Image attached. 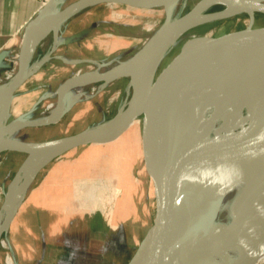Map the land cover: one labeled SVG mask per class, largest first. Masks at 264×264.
Masks as SVG:
<instances>
[{"label": "water", "instance_id": "obj_1", "mask_svg": "<svg viewBox=\"0 0 264 264\" xmlns=\"http://www.w3.org/2000/svg\"><path fill=\"white\" fill-rule=\"evenodd\" d=\"M153 1L156 3L151 4L148 0H76L61 9L57 8L59 0H49L45 4L25 27L13 82L0 93V98L6 99L7 115L5 124L0 126V156L7 152L21 153L26 158L30 155H52L48 165L72 150L113 143L124 136L136 121L143 119V126L136 127L133 137V162L135 167L139 162L137 176L138 173L139 176L145 174L156 180L166 203L164 214L158 221L159 235L152 264H190L193 256L190 244L197 234L193 231L194 228L206 224L205 221L215 214L220 198L235 183L247 162L264 150V118L239 130L233 137L213 145L203 133L219 114L208 117L201 111L185 118L182 116L183 106L187 103L189 91L195 85L219 72H235L246 76L264 91V27H253L255 15L264 14V0H200L189 12L177 18L173 16L174 3L181 0ZM102 4L135 9L163 7L165 10L163 24L132 55L136 61L155 48L159 51L151 81L142 90L145 91L142 98H139L141 86L131 81L134 80V74L130 69L129 77L118 74L105 78L100 76L99 71L103 66L99 64L94 72L78 74L58 88V99L52 106L56 114L53 120L31 121L19 118L8 121L11 98L33 74V69L29 68L31 59H27L29 34L41 22L44 13L53 12V24L58 23L61 28L74 14ZM231 5L238 6L241 12L250 17L249 26L218 37L197 36L187 40L179 53L157 74L160 61L183 29L189 27L186 31L190 33L200 26L230 17L226 13ZM212 8L219 10L208 13L211 17L209 20L190 25L204 9L209 11ZM53 37L56 42L57 35ZM123 77L129 78L132 92L128 102L109 120L73 135L45 141H22L14 135L3 140L9 129L17 132L23 128L44 127L60 121L67 111L66 96L61 93L70 83L89 78L91 87L97 84L105 87ZM41 170L36 172L33 181ZM135 174V169H132L128 179L123 182L124 186L121 185L124 194L116 215H121L122 218L130 214L129 210L134 203L132 201L136 197L134 191L140 188L138 180L136 182L134 179ZM19 207H16L5 234ZM125 207L127 213H123ZM116 215L107 222L118 235L121 228L116 224ZM157 219L148 231L156 224ZM138 252L139 246L127 264L133 263Z\"/></svg>", "mask_w": 264, "mask_h": 264}, {"label": "rangeland", "instance_id": "obj_2", "mask_svg": "<svg viewBox=\"0 0 264 264\" xmlns=\"http://www.w3.org/2000/svg\"><path fill=\"white\" fill-rule=\"evenodd\" d=\"M72 1L76 0H63L57 8H64ZM199 1L181 0L180 7L173 14L174 18L189 12ZM216 10L219 8H212L207 11V14ZM86 11L88 13H83L84 19L79 23V28L92 24L93 30L92 36L82 42V47L86 48L88 54L95 60H100L103 67L132 56L159 29L165 19L163 7L134 9L122 5L104 4ZM249 25L250 17L248 15L237 14L200 26L190 33L186 31L171 44L172 47L160 61L157 74L179 53L182 44L187 40L197 36L218 37L245 29ZM253 27H264V14L257 13L255 15ZM49 37L51 40L53 34H50ZM46 42L41 46H46L48 44ZM97 68V65L84 67V69H93L94 71ZM54 72L56 70L49 71L43 80L49 84L48 79L52 78ZM9 73L7 76L11 74ZM7 76L3 73L0 75V80ZM129 82V78L123 77V79L120 78L107 84L101 90L98 89L100 85L97 84L88 87L86 93L82 95H72L71 102L73 104L70 106L69 113H66L57 125L41 130H28L25 136L30 139H41L48 136L73 135L109 120L128 102L132 92ZM206 84L204 82L197 84L189 91L187 103L183 106L184 109L200 111ZM32 96L36 97V95L29 94L24 98L25 101L19 105V110L29 108ZM48 107L49 103L43 107L42 113L35 117L43 118L45 113L52 109ZM9 120L10 117H8ZM142 124L143 119H139L124 136L113 143L89 145L72 150L53 160L38 173L36 181L33 182L30 192L20 205L12 223L17 222L22 206L29 199L35 184L44 183L40 186H44L45 191L42 198H45V202L49 205L56 206L58 221L61 219L63 222L62 219L66 216L72 217V228L65 233L62 228L61 241L45 244L48 249L47 254H52L53 257L48 256L42 259H19L17 257L15 264L128 263L149 232L151 224L161 217L166 205L156 180L151 179L149 175L145 176V174L139 176L138 173L137 176L139 162L135 167L133 137L136 127L141 128ZM25 158V155L19 154L0 156V211L5 202L6 190ZM103 161H105L104 164ZM104 166L109 168L108 172L106 170L103 172ZM132 169H135L134 179L136 182L138 180L137 185L139 184L140 188L138 187L134 191L136 197L132 201L134 203L129 210L130 214L122 218L121 215H116L124 194L121 185L124 186L123 182L128 179ZM100 178L104 181L105 186H102L105 189L102 190L98 201V199L94 200L88 197L87 187L83 182L93 180L94 183H98ZM123 213H127L126 207ZM114 214L117 218L116 224L118 228L119 226L121 228V233L118 235L107 222L112 216L114 219ZM19 219L21 220V218ZM17 223L20 224V221ZM112 224H114V220H112ZM12 230L10 227L6 232L5 235L8 238L12 233H15ZM109 234L111 235L106 241ZM11 245L12 251L0 249V264H14L11 257L16 253L12 242ZM31 245L32 247L33 245L38 246V244ZM39 245L42 247L44 244Z\"/></svg>", "mask_w": 264, "mask_h": 264}, {"label": "bare ground", "instance_id": "obj_3", "mask_svg": "<svg viewBox=\"0 0 264 264\" xmlns=\"http://www.w3.org/2000/svg\"><path fill=\"white\" fill-rule=\"evenodd\" d=\"M148 2L156 3L153 0ZM174 5L173 14L177 12L181 1L175 2ZM239 9L238 6L231 5L226 15L246 14ZM53 18V12H45L41 22L32 28L29 34L28 60L32 59L34 51L41 46L43 40L46 42L50 34L58 35L60 25L53 24ZM209 18L211 17L204 9L190 25L207 21ZM187 28L189 27L183 29L184 31L180 32L172 43L178 40ZM157 49L151 50L141 60L135 61L134 56H130L125 60L105 65L99 71L100 76L110 78L123 74L129 77L131 70L134 74V80L131 81L141 86L139 91L141 99L145 93L142 90L151 81L159 57ZM14 74L15 72H12L0 80V93L13 82ZM202 82L207 84L200 111L194 112L183 108L182 116L189 118L201 111H204L208 117L219 114L203 133L211 144L217 145L236 135L239 130L264 118V91L248 77L235 72H219L198 84ZM90 85L89 78L70 83L64 89L63 95H82ZM129 85L131 86V82ZM102 88L103 86L98 87L100 90ZM55 116L52 108L50 112L45 113L43 119L53 120ZM6 119V99L0 98V126L5 124ZM16 133L14 129H9L4 134L3 140H8ZM51 158L52 155H30L22 163L21 169L19 168V174L9 184L0 211V249L12 251L5 230L16 207L22 204L23 199L30 192L34 175L47 166ZM163 214L164 211L161 217ZM159 219L141 242L139 252L132 264H152L159 235ZM205 222L206 224L198 227L191 226L195 227L193 231L197 234L190 244L193 250L190 264H264V150L247 162L238 179L220 198L215 214ZM16 259L13 254L12 263L15 264Z\"/></svg>", "mask_w": 264, "mask_h": 264}, {"label": "crops", "instance_id": "obj_4", "mask_svg": "<svg viewBox=\"0 0 264 264\" xmlns=\"http://www.w3.org/2000/svg\"><path fill=\"white\" fill-rule=\"evenodd\" d=\"M48 2L49 0H0V75L4 73L5 76H7L6 74L9 72H16L24 29ZM61 2H63V0H59V5ZM92 8L93 7L90 9ZM87 9L74 14L62 24L56 42L54 37H52L51 40L49 37L47 40V43H49L47 44L48 46H39L36 52L34 51L29 66L30 69H33V74L11 98L9 102V121L19 118L31 121L43 119L39 117L36 118L35 115H40L43 107L46 106L47 103H49V107L53 106L58 99V88L64 82L76 77L78 74L94 72L93 69H84L87 65H97L99 68V64H101L100 60H95L88 54L86 48L82 47V42L92 36L91 33L93 30L92 24H87L85 27L79 28V23L84 19L82 16L83 13H88V11H86ZM100 66H102V64ZM55 70L56 72L53 73L52 78L48 79L49 84L46 83L43 80L45 75L49 71L52 72ZM63 93L64 90L61 95H63ZM29 94L36 95V97L32 96V101L28 109L19 110V105L25 101L24 98ZM71 98L72 96H66V113H69L70 106L73 104ZM60 121L49 126L20 129L14 137L22 141L37 142L68 136H48L41 139H30L25 136L28 130L46 129L57 125ZM10 154L23 155L21 153L7 152L2 154V156ZM104 163L105 161H103V164ZM103 169V172H105V170L108 172L109 170V168L105 166ZM99 180L98 183H94L93 180L83 182L87 187L88 197L94 200L98 199V201L100 200L102 190L105 189L104 181L102 178ZM41 184L44 183L35 184L31 191V195L28 197L29 199L23 204L22 211L18 216L21 220L17 217V222L20 221V224L14 221L11 226V229H13L12 231L15 233H12L9 239L14 245L13 247L17 255L15 256L19 259L53 257L52 254H47L48 249H46L45 244L57 240L61 241L62 231L64 230L65 233V231L71 230L72 228V217L66 216L62 219L63 222L60 219L59 221L61 224L59 223L56 217L58 214L56 206L53 204L49 205L45 202V198H42L45 191L44 186L40 187ZM26 197L27 195L25 198ZM28 244H30L29 247H27ZM31 244H38V246L33 245L32 247ZM39 244L44 245L41 247Z\"/></svg>", "mask_w": 264, "mask_h": 264}]
</instances>
